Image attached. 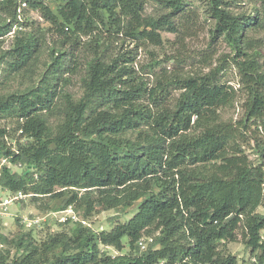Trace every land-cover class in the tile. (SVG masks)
Returning <instances> with one entry per match:
<instances>
[{"label":"trees","instance_id":"1","mask_svg":"<svg viewBox=\"0 0 264 264\" xmlns=\"http://www.w3.org/2000/svg\"><path fill=\"white\" fill-rule=\"evenodd\" d=\"M19 1L0 0V39L14 32L11 60L0 58V68L8 65L7 79L32 80L44 39L40 30L22 31ZM26 1L58 44L47 52L39 86L0 96V122L17 119L14 130L0 125V162L9 164L0 191L31 194L34 203L60 200L56 211L73 206L90 221L141 204L111 231L57 222L72 228L40 243L27 233L0 235V245L10 246L0 250V264H239L226 245L240 238L251 250L244 264H264V72L250 39L264 30V0L255 13H235L231 0H198L214 21L211 43L222 40L235 55L245 89L236 125L217 121L231 98L220 70L162 68L149 87L126 54L114 51L123 37L162 46L163 31L184 43L195 24L187 0H158L169 11L157 17L145 16L143 0ZM77 54L86 61L76 100L59 86L80 70L66 64ZM148 238L153 243L142 251L138 243Z\"/></svg>","mask_w":264,"mask_h":264},{"label":"rangeland","instance_id":"2","mask_svg":"<svg viewBox=\"0 0 264 264\" xmlns=\"http://www.w3.org/2000/svg\"><path fill=\"white\" fill-rule=\"evenodd\" d=\"M145 4V16L157 17L161 14L168 13L166 9L160 4L158 0H143ZM188 8L192 10L194 15L193 30L184 35V43H180L178 35L163 31L161 33L163 45L156 47L147 42L134 43L129 38L123 37L122 40L114 42V51H120L126 54L127 60L131 61V65L136 72L144 78L149 87H152L156 81V75L160 73L162 68L168 72L180 71L183 73L193 74H209L214 70H220L218 81L229 87L231 98L229 102L219 111V118L217 121L222 124L236 125L244 117L243 104L245 100L244 88L241 85V76L238 67L233 61L235 56L232 49L222 40L211 43L210 30L214 26V21L210 19L206 12V6L198 0H187ZM231 9L235 13H255L257 9L261 8L262 0H231ZM22 22H25L27 27L23 28V32H36L40 30L42 45L44 47L40 56V60L34 67L32 80L23 79L22 76L12 75L7 79L6 68L7 64L3 63L0 68V96L8 93L24 90L28 86H39V79L41 74L47 68L51 61V57L47 53L51 48L55 47L57 39L54 36L53 30H50V25L42 18L38 11H34L27 7L22 10ZM16 27L14 31H16ZM12 32L7 37L0 39V58L3 60H11L7 53L14 48V35ZM86 39V38H85ZM84 39V40H85ZM251 51L256 50L259 53L257 61L264 72V30L259 33L250 35ZM56 43V44H55ZM113 46V47H114ZM66 49V48H64ZM68 50V49H66ZM74 62L68 56L66 64L73 66L76 62L80 66V70L75 73H67L63 79L66 81L60 84L59 89H64L70 93L76 100L82 95L81 77L84 75L85 56H78ZM57 55H55L56 57ZM158 61L159 66L152 67V63ZM153 71V72H152ZM178 93L176 92L175 95ZM147 103V102H146ZM52 121L55 119H51ZM55 122V121H54ZM0 125L6 126L14 130L17 126V119L9 118L2 120ZM254 129L248 135L250 136ZM21 143H26L22 140ZM246 154L250 158H254L253 153L249 150V145L244 146ZM20 172L19 169H14ZM8 193L0 191V198L6 196ZM31 195V194H28ZM31 196L21 200L18 203L10 206V214L13 217L1 219L0 221V235L9 240L14 239L18 234H31L37 242H44L48 235L59 233L62 231H70L72 225H60L57 220L51 216L52 213L58 212L56 209L61 205L62 201H47L46 198H40L38 202H32ZM46 204L50 209L46 208ZM141 202L136 203L126 211H106L99 213L93 217L91 222L95 230L103 228L102 231H111L117 224L126 223L138 211ZM258 212L264 215V204L258 209ZM38 218H46V223L35 224L34 221ZM100 231V232H102ZM0 245V250H8L9 245ZM227 252L235 256L239 264H244L251 258V250H249L240 238L236 243H228L226 245ZM129 252L128 248L124 254ZM12 255L15 253L11 249ZM112 255H116L115 251L110 250Z\"/></svg>","mask_w":264,"mask_h":264},{"label":"built area","instance_id":"3","mask_svg":"<svg viewBox=\"0 0 264 264\" xmlns=\"http://www.w3.org/2000/svg\"><path fill=\"white\" fill-rule=\"evenodd\" d=\"M20 8H19V14L21 16L22 14V10L26 9L28 7L27 1L26 0H20ZM19 16V18H21ZM10 144V143H9ZM13 145L15 146V144L13 143ZM14 151H16V148H14ZM8 164V160L7 159H2L0 162V173L1 170L4 166H7ZM21 168V165L18 166ZM1 176V174H0ZM263 192H264V176H263ZM6 193H8L6 196H3L2 198H0V219H5L8 217H13L10 214V206H12L15 203L20 202L23 199H26L28 196L31 195H27L24 192L20 191V192H11L9 190L5 191ZM51 216L53 218H55L59 223L65 224V223H72V224H82V226L87 227L95 232H100L103 230L100 229L99 230H95L93 223L90 220H86L83 219L75 210V208L73 206H69L68 208H66L63 211H58L55 213H52ZM47 219L46 218H38L34 221L35 224H40V223H46ZM150 243H153V238H148V239H142L140 240V242L138 243V246L140 247V249L146 250L148 245ZM116 255L118 254L117 252H115Z\"/></svg>","mask_w":264,"mask_h":264}]
</instances>
